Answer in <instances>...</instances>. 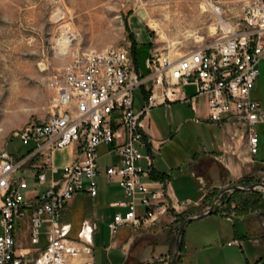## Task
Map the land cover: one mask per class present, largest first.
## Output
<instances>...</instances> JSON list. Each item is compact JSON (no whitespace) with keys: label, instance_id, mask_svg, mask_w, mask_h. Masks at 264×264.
Segmentation results:
<instances>
[{"label":"built area","instance_id":"obj_1","mask_svg":"<svg viewBox=\"0 0 264 264\" xmlns=\"http://www.w3.org/2000/svg\"><path fill=\"white\" fill-rule=\"evenodd\" d=\"M224 30L223 37L184 55L151 53L145 71L131 48L112 46L74 54L51 75L52 114L15 133L29 149L22 156L0 152V264H96V226L85 221L75 240L63 220L77 195L98 196L102 174L126 196L112 204L126 210L108 225L114 236L121 227L138 229L171 212L167 183L153 179L158 149L145 124L156 107L184 101L197 112L198 99L205 98L208 121L235 120L250 155L258 154L264 111L252 92L264 60V0H246L242 18ZM189 86L195 87L191 98L182 90ZM141 90L145 102L138 107ZM103 145L118 158L105 171L99 163ZM68 149L71 159L58 165Z\"/></svg>","mask_w":264,"mask_h":264},{"label":"rangeland","instance_id":"obj_2","mask_svg":"<svg viewBox=\"0 0 264 264\" xmlns=\"http://www.w3.org/2000/svg\"><path fill=\"white\" fill-rule=\"evenodd\" d=\"M245 2L246 0H0V152L13 151L18 156L26 153L29 146L24 145L15 133L26 126L48 120L53 112L55 98V92L48 86L49 79L74 54L112 46L131 48L133 52L136 47L141 70L145 71V60L153 52H170L174 56H180L209 39L223 37L224 29L210 4L223 9V18L230 25H235L242 18ZM152 23L158 25L157 30L151 27ZM65 32L77 38L70 52L63 55L62 40ZM257 89L262 95L264 83ZM261 95L259 97L264 106ZM179 107L183 116L178 119L175 127L180 122L184 124L174 137L170 146L172 148H167V151H177L181 167H184L189 155L210 147L214 130L205 123H186L194 115L187 105ZM261 127L257 125L259 137ZM64 158V154H59L57 164L60 165ZM109 163V157L100 160L105 170ZM177 171L179 170L176 169L175 172ZM98 181L104 185V181ZM188 181L191 189L186 194L190 196L192 191L191 195L194 197L199 188L196 178L179 179L178 193L184 194L186 189L183 187ZM46 189L47 185L39 188L42 192ZM219 190L209 193L204 203L190 207L188 212L192 217L209 211ZM109 203L106 198L102 204L106 214L100 218L106 244L112 243L113 236L108 229L109 216L117 211L125 213L123 209H110ZM86 207L90 209L96 206L91 200L85 206L75 204L76 215ZM233 207L247 213L260 210L253 217L263 222L264 189L244 194L234 191L222 197L215 209L228 213ZM207 221L199 220L192 225H205ZM206 227L211 229L205 240V246L209 247L198 253L193 250L195 260L201 255H207L212 257L213 264H241L240 260L242 264H246L240 248L228 247V242L219 239L214 233V226ZM123 232L122 234L127 235V231Z\"/></svg>","mask_w":264,"mask_h":264},{"label":"crops","instance_id":"obj_3","mask_svg":"<svg viewBox=\"0 0 264 264\" xmlns=\"http://www.w3.org/2000/svg\"><path fill=\"white\" fill-rule=\"evenodd\" d=\"M259 65L260 75L252 92V97L261 103L262 100L259 97L261 93L257 88L264 83V60ZM188 88L189 91H186ZM182 90L184 96L188 98L193 97L195 94L194 86L185 87ZM261 96L264 98V91ZM136 100L137 106L142 107L145 102L143 90L137 92ZM182 105H187L190 113L194 115L193 118H188L186 123H194L196 122L195 119L199 117L202 121L196 123H205L206 126L212 127L214 130L210 147L208 149L203 148V150L196 152L194 155H189L187 161L184 162V167H181L177 151L171 149L167 151V148H172L170 146L174 142V137L184 124L180 122L175 127V124L179 122L178 119L183 116L179 107ZM261 107L264 110L262 103ZM208 116L207 99L199 98L197 112L192 110L190 103L177 101V103H173L170 106L161 105L152 109L146 118L145 124L147 125L149 137L153 142V146L158 149L159 158L157 157L156 160L157 165L154 175L163 178L167 183L168 194L173 205L171 212L160 216L154 224L143 225L138 229L129 226L121 227L117 235L112 236V243L106 244L103 229L101 228L102 223L100 222V218L106 214L102 204L107 198L110 202V209L125 210L121 207H112V204L126 200L122 188L117 183L108 181L105 174H102L98 180L104 181V185L97 180L100 190L96 198L89 196L87 193L79 194L75 197L76 199L65 211L63 221L70 225V236L75 240L78 239L79 234L82 232L85 221H89L96 226L94 234L96 264H173L172 257L177 236L185 220L192 217V214L188 212L190 207H196L204 203L210 195L209 193L217 189H220L218 192L220 194L222 190L228 189V187L233 185L247 187L259 182L264 183V124H259L262 126L259 137L260 150L256 156H252L249 153L248 139L243 134V127L241 128L233 119L226 121L224 124L209 122ZM99 149V163L103 157L110 158L108 166L118 161V158L110 153L111 149L109 147L103 145ZM71 152L72 150L68 149L60 165L71 159ZM172 161L174 164L171 163ZM101 168L105 171L102 165ZM176 169L179 171L175 172ZM183 177L197 179L199 188L196 196L193 197L191 195L192 191H190V196L186 194L187 190L191 189L190 181L184 184L183 188L186 189L183 192L184 194L178 193L177 182ZM231 193L228 192V194ZM88 200H91L96 207L90 209L86 207L77 216L75 204L85 206ZM259 211L255 210L247 213L233 207L231 212L226 213L225 210L219 209L211 216L197 220L207 219L208 221L205 225L197 224L193 226L192 223L197 221L188 224L185 231L187 235L184 234V243L178 256L179 264H213L212 257L207 255L199 256L198 260L193 258V250L198 253L209 247L205 246V240H207L211 229L206 226H214V233L219 239L228 242V247L236 246L240 248L246 258V264H258L264 261V221H259L258 218L253 217L256 213H260ZM117 212L109 216V223ZM123 231H127V235L122 234ZM120 234L122 236L119 237ZM239 262L242 264L241 260Z\"/></svg>","mask_w":264,"mask_h":264},{"label":"water","instance_id":"obj_4","mask_svg":"<svg viewBox=\"0 0 264 264\" xmlns=\"http://www.w3.org/2000/svg\"><path fill=\"white\" fill-rule=\"evenodd\" d=\"M259 188H262L264 189V183H261L259 182L258 184H254V185H251V186H247V187H241V186H238V185H233V186H230L228 187V189H225V190H222L220 192V194L215 198L211 208L209 209V211H207L206 213H202V214H199V215H196V216H193V217H189L188 219L185 220V222L182 224V227H181V230L177 236V239H176V245H175V248H174V252H173V264H179V254L182 250V246H183V238H184V234H185V231H186V228H187V225L194 222V221H197L198 219H202V218H205V217H208V216H211L213 213L216 212V205L217 203L220 201V199L228 194V192H233V191H239V192H254L256 191L257 189Z\"/></svg>","mask_w":264,"mask_h":264},{"label":"bare ground","instance_id":"obj_5","mask_svg":"<svg viewBox=\"0 0 264 264\" xmlns=\"http://www.w3.org/2000/svg\"><path fill=\"white\" fill-rule=\"evenodd\" d=\"M210 8L214 11V13L216 14L217 18H219L221 27L224 28V29H226V30L229 29V28H230L229 23H228V22L226 21V19L223 18V16H222V14H223V9L218 8V7L215 6L214 4H210ZM151 27H152L153 29H155V30L158 29V25L155 24V23H152V24H151ZM73 34H74V33H73ZM76 38H77V37L71 36V35H69V34H67V33L65 32L64 37H63V40H62V45H63V47H62V52H63V53H62V54H63V55H64V54H67V53L70 52L71 47H72V45H74V41L76 40Z\"/></svg>","mask_w":264,"mask_h":264},{"label":"trees","instance_id":"obj_6","mask_svg":"<svg viewBox=\"0 0 264 264\" xmlns=\"http://www.w3.org/2000/svg\"><path fill=\"white\" fill-rule=\"evenodd\" d=\"M133 53H134V56H135V62H136L137 67L140 68V69H142L141 68V64L139 63V53H138V49L136 47L134 48ZM153 179H156V180H161L162 179V181H163V178L158 177L157 175H153Z\"/></svg>","mask_w":264,"mask_h":264}]
</instances>
